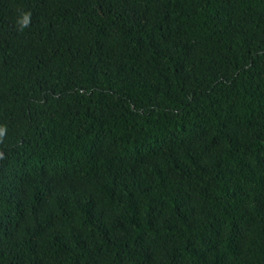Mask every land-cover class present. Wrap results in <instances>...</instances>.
Returning a JSON list of instances; mask_svg holds the SVG:
<instances>
[{"label":"trees","instance_id":"1","mask_svg":"<svg viewBox=\"0 0 264 264\" xmlns=\"http://www.w3.org/2000/svg\"><path fill=\"white\" fill-rule=\"evenodd\" d=\"M0 126V264H264V0H0Z\"/></svg>","mask_w":264,"mask_h":264},{"label":"clouds","instance_id":"2","mask_svg":"<svg viewBox=\"0 0 264 264\" xmlns=\"http://www.w3.org/2000/svg\"><path fill=\"white\" fill-rule=\"evenodd\" d=\"M29 20H30V13L27 11L21 13L17 17V23L20 24L21 26L27 25ZM3 134H4V127L0 126V136H2Z\"/></svg>","mask_w":264,"mask_h":264}]
</instances>
